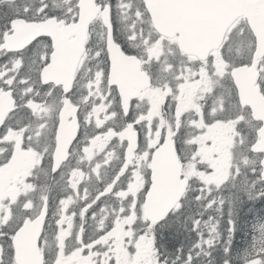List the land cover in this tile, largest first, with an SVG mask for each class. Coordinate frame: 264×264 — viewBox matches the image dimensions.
<instances>
[{"label":"snow or ice","instance_id":"1","mask_svg":"<svg viewBox=\"0 0 264 264\" xmlns=\"http://www.w3.org/2000/svg\"><path fill=\"white\" fill-rule=\"evenodd\" d=\"M0 264H264V0H0Z\"/></svg>","mask_w":264,"mask_h":264}]
</instances>
